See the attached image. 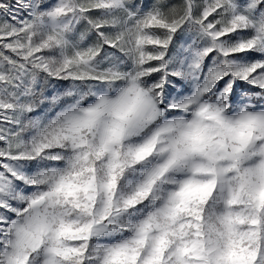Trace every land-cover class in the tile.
Here are the masks:
<instances>
[{
    "label": "snow or ice",
    "instance_id": "1",
    "mask_svg": "<svg viewBox=\"0 0 264 264\" xmlns=\"http://www.w3.org/2000/svg\"><path fill=\"white\" fill-rule=\"evenodd\" d=\"M0 264H264V0H0Z\"/></svg>",
    "mask_w": 264,
    "mask_h": 264
}]
</instances>
